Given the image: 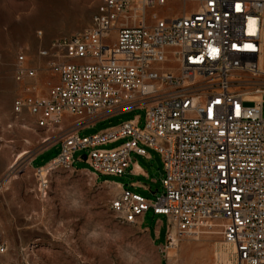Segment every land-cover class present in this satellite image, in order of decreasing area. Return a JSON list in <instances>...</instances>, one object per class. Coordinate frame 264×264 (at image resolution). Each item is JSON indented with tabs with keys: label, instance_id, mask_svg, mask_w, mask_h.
<instances>
[{
	"label": "built area",
	"instance_id": "1",
	"mask_svg": "<svg viewBox=\"0 0 264 264\" xmlns=\"http://www.w3.org/2000/svg\"><path fill=\"white\" fill-rule=\"evenodd\" d=\"M98 2L90 27L40 52L59 83L46 97L13 105L17 120L28 115L37 129L60 136L59 156L36 169L41 193L49 174L76 170L84 156L100 179L126 175L131 156L148 158L151 150L162 158L163 194L152 201L122 189L112 212L126 224L150 211L166 216L170 247L221 223L229 264H264V0ZM171 2L196 9L148 22V10ZM36 75L20 56L17 82ZM133 109L146 111L144 128L133 119L92 137L63 135L65 115L90 126Z\"/></svg>",
	"mask_w": 264,
	"mask_h": 264
},
{
	"label": "rangeland",
	"instance_id": "2",
	"mask_svg": "<svg viewBox=\"0 0 264 264\" xmlns=\"http://www.w3.org/2000/svg\"><path fill=\"white\" fill-rule=\"evenodd\" d=\"M98 1L0 0V246L6 248L0 254V264H220L219 258L229 264L232 250L224 244L221 223L198 235L177 237V245L170 247L167 242L159 245L166 240L170 225L166 216L150 211L142 222L126 224L112 212L110 202L121 194L112 183H121L152 201L163 194L164 170L157 152L148 150L150 160L132 155L133 163L148 173L147 180L126 175L97 179L86 162L77 161L76 170L59 169L49 174L47 195L41 193V178L30 161L47 149L34 168L56 159L61 152L60 136L37 129L28 115L23 117L24 122L17 120L13 105L19 98L36 95L29 82L40 79L44 91L59 83L50 70L49 59L41 57L40 52L53 41L90 27ZM195 9L191 2H171L148 10L147 20L150 23L153 14L173 19ZM22 55L37 75L19 83L15 71ZM168 67L176 65L170 63ZM133 119H139L140 128H144L146 111L114 114L80 130V136L91 137ZM64 123L68 126L69 120L65 118ZM124 142L102 148L112 150ZM87 154L80 152L75 158ZM134 182L146 184L151 190L137 188ZM147 228L154 232L158 229L162 241L155 244Z\"/></svg>",
	"mask_w": 264,
	"mask_h": 264
},
{
	"label": "crops",
	"instance_id": "3",
	"mask_svg": "<svg viewBox=\"0 0 264 264\" xmlns=\"http://www.w3.org/2000/svg\"><path fill=\"white\" fill-rule=\"evenodd\" d=\"M30 80H32V79H30ZM29 84L30 85H34V89H35L36 96L46 97L48 95V91L49 90H45L44 91V88H42L43 86L41 85L40 79H38L36 83L29 82ZM110 117H112V116H109V118ZM65 118H67L69 120V125L66 126L64 124V134L63 135H66V134H69V133H73V132H77V134L80 135V130H82L84 128H89V127H92L93 125H95V123H94L93 125L91 124L90 126H85L84 125V121H82L80 119H77V118H74V117H71L69 115H65L64 116V119ZM105 119H108V117L105 118ZM105 119H102V120H105ZM98 121H101V120L98 119L96 122H98ZM103 131H105V130H103ZM94 135H92V136H94ZM83 137H88V136H83ZM47 150H45V151H47ZM45 151L41 152L40 154H38L37 156H35L34 158H32V160L30 161V165L33 167V169H39V168L45 167L44 165L43 166H40L38 168H34V166H33L34 163L39 158V156L42 155ZM135 156H137V155H135ZM148 156H149L148 158H144V157H142V158H144L146 160H150L151 159V154L149 152H148ZM126 176L131 177V178H137L139 180L140 179H146L147 180V179L150 178L149 175H148V173L144 169H142V167L139 164H137V163L134 164L133 163L132 156H131V166H130V169H129L128 173L126 174ZM112 184L115 185V186H117L121 190V192H122V189L123 190L126 189V190L132 191L129 187H125L121 183H112ZM133 184L137 188H144L146 191H150L151 190V188L148 185H146V184H143V183H140L139 184L137 182H134ZM132 192L135 193V194H137V195H140V194H138V193H136L134 191H132ZM140 196H142V195H140ZM146 230L149 232L150 239L153 240L155 244H157L159 241H162V236H161L160 231L158 229H156L155 232L152 231V230H150V229H148V228ZM164 243H166V240L163 243L159 244V245H163Z\"/></svg>",
	"mask_w": 264,
	"mask_h": 264
},
{
	"label": "bare ground",
	"instance_id": "4",
	"mask_svg": "<svg viewBox=\"0 0 264 264\" xmlns=\"http://www.w3.org/2000/svg\"><path fill=\"white\" fill-rule=\"evenodd\" d=\"M262 62L264 63V59L262 60ZM253 99H254V100H259V98H258V97H254ZM45 141H48V140L46 139ZM24 155H26V153H25V154H23V155H20V158H21L22 156H24ZM175 245H177V240H176V243H175Z\"/></svg>",
	"mask_w": 264,
	"mask_h": 264
},
{
	"label": "water",
	"instance_id": "5",
	"mask_svg": "<svg viewBox=\"0 0 264 264\" xmlns=\"http://www.w3.org/2000/svg\"><path fill=\"white\" fill-rule=\"evenodd\" d=\"M83 161H84V162L86 161V157H85V156L83 157Z\"/></svg>",
	"mask_w": 264,
	"mask_h": 264
}]
</instances>
